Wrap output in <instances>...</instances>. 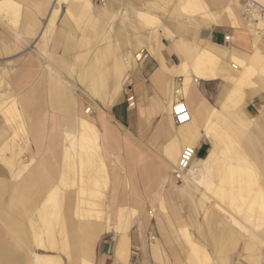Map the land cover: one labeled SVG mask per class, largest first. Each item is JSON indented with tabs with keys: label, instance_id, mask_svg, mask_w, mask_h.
<instances>
[{
	"label": "crops",
	"instance_id": "1",
	"mask_svg": "<svg viewBox=\"0 0 264 264\" xmlns=\"http://www.w3.org/2000/svg\"><path fill=\"white\" fill-rule=\"evenodd\" d=\"M74 2L86 7L97 17V34L101 32L103 36L110 20L117 18V26L125 28L124 36L117 33L119 41L126 43L123 51L140 53L138 48L143 47L146 53V57L138 62V71L131 75L122 60L123 55L117 50L115 54L122 63L121 68L109 67L107 64L112 55L110 50L106 51L104 48L95 55L87 71L76 70L79 77H85L90 83V91L98 96L101 105L103 115L97 121L100 144L97 127L89 115L83 113L88 106L78 107L74 92L61 73L62 70L68 72L77 56L76 25L80 32L84 31L80 24L84 13H77V21L80 22L76 24L70 18L58 17L60 9L73 11ZM202 3L211 14H219L221 7L224 9L229 6L234 10L235 4L233 0H202ZM60 4V0H0V77L7 83L9 88L6 94L12 96L21 116L23 136L29 133L37 148L40 147L39 138L44 132L40 119L48 115L46 111L52 112V135L47 142L49 150L39 166L30 168L16 184L12 183L9 174L18 177L23 173L22 168L26 167H22L19 162V153L8 159L11 164L9 174L6 169L0 168V223L12 234L14 242L29 247L32 239L40 247L51 250L57 248L56 251H63L67 255L65 261H60L56 256L35 254L32 264H37V258H53L49 264L263 263L264 229L257 235L248 234L254 244L248 241L238 242L237 229L230 225L220 227L218 214L211 211L205 215L200 210L194 213L190 205L194 196L192 189H199L201 177L214 176L226 185L236 182L231 180V168L234 166L230 163L232 158L225 155L227 153L222 147L218 149L216 164L205 166L202 163L210 155L213 136L220 129L219 124H210L208 121L226 103L232 84L221 78L198 79L192 74V85L185 90V75L174 73L183 63L191 69L197 55L196 48L201 47L202 42L227 47L240 57L250 56L256 42L248 30L243 27L234 29L229 17L225 15L223 26L202 27L197 32L190 33L194 18L184 14L174 0H105L103 5L98 0H72L68 8L60 7ZM238 4L240 5L239 2ZM139 12L149 18H156L154 27L142 25ZM54 20L56 30L53 35L45 36L46 26L49 21ZM136 29L138 34H135ZM150 30H156L155 40L151 41L154 33L150 34ZM132 31L133 39L126 36ZM225 37H229L228 42L224 41ZM151 49L164 58L168 67H172L170 73L162 74L157 82L153 78L159 65L155 56L149 53ZM47 64L50 66V73L41 79L40 75L46 73L42 68H46ZM126 80L128 83L122 89V83ZM180 86L181 95L177 96L175 91ZM16 92L18 96H14ZM247 94L249 100L262 99L264 96V92L256 87H249ZM176 97L184 100L192 116L187 126L176 127L171 121L169 109ZM129 99L132 106L128 105ZM262 110L251 121L250 133L242 134L238 145L240 153L258 171L257 183L259 188L262 187L264 195L261 184L264 175ZM56 114L61 117L64 131L75 130L79 119L86 120L97 129V143L106 167V176L102 173L106 185L98 194L101 217H86L80 213L76 208L78 198L73 202L74 215L80 218L77 223L63 215V200L57 218L44 222L48 216L44 213L46 200L53 188L59 186L64 167L65 140L62 154H59L58 137L55 133L58 129ZM224 118L234 126L231 122L233 113L225 114ZM25 123L27 130L24 128ZM184 147H193L197 156L194 157L189 173H186L188 177L184 175L183 182L179 183L174 179L173 172ZM74 165V177L79 182V167L77 163ZM104 191L105 198L101 199ZM247 201L246 208L250 204V197ZM71 202L68 199V203ZM218 209L219 212H225L221 207ZM119 212L126 218L128 230L124 231L116 226L118 224L114 221L108 222V217H115ZM247 212L250 214V211ZM63 227L68 228V235ZM47 230L51 233L50 237L47 236ZM56 234L60 237L59 240ZM121 238L127 243L122 252L119 246ZM0 264L28 262L23 255L13 252L9 240L5 239L0 240Z\"/></svg>",
	"mask_w": 264,
	"mask_h": 264
},
{
	"label": "rangeland",
	"instance_id": "2",
	"mask_svg": "<svg viewBox=\"0 0 264 264\" xmlns=\"http://www.w3.org/2000/svg\"><path fill=\"white\" fill-rule=\"evenodd\" d=\"M61 4L60 7L66 6L67 8L70 7L72 0H60ZM178 3V6L180 7L181 11L184 14H187L190 16L191 19H193V22L191 23V27L189 29V32L192 33L195 31V28H197V25L203 20L201 19V15L208 13V9L205 7V5L202 3V0H194L192 2H189L188 5H182L181 0H174V2ZM237 2L234 1V15L236 16L237 22H239L240 27H243L248 30L250 35L252 36L253 41L256 42L255 48L262 51L264 54V39L259 37L255 32V27L253 25H246V21L241 17L240 14V5ZM260 7H263L264 0H254ZM75 3V2H74ZM73 7V11L66 9H60L59 16L58 17H67L70 18L74 23H79L80 21H77V13H84V17H82V20L80 24H82L84 31L80 32L79 27L76 25L77 29V56L72 61L71 67L68 69V72H64L63 70L61 73L65 77V82L70 85L71 90L74 92V98L76 100V103L78 104V107L82 106H88L91 109V114L89 115V118L91 119L92 123L97 127L98 134H99V144H100V129L98 126V119L100 118V115H103V112L101 110V105L98 99V96L94 95L90 91V83L86 81L85 77H79L78 73H76V70L78 71H87L90 68L91 63L93 62L95 55L99 52L100 49L104 48L106 51H109L112 49L113 46L117 47V51L119 50V53L124 56H127V52L125 53L123 51V48L125 47L126 43L123 41H119L117 33H121L123 35L124 27L121 25L120 27L117 26L118 20L117 18H113L110 20V24L108 25V29L106 33L102 36L101 32L99 34L96 33V27L97 25V17L94 16L91 11H89L86 7H81L79 3H75ZM202 6V7H201ZM71 11V13H70ZM64 13V15H63ZM15 15L13 16V19H15ZM142 15V16H139ZM227 16L226 12H224L223 7H221V11L218 14V17L224 18V16ZM55 18L56 19H58ZM138 17L140 19V22L142 25L150 28L154 27V23L156 22V18L152 17L147 20L143 13L139 12ZM145 18V19H142ZM200 19V21L194 22V20ZM205 19H208V16H206ZM49 21L48 26L45 28V36L53 35L54 31L56 30V21ZM150 22V23H149ZM250 26V27H249ZM116 29H114V28ZM118 27V28H117ZM194 28V29H193ZM236 29V28H235ZM139 33L137 29L135 30V34ZM141 32V31H140ZM154 33V38L151 39L155 40L156 37V30L152 31L150 30V34ZM137 33V34H138ZM253 34V35H252ZM256 35V36H255ZM124 36V35H123ZM122 36V37H123ZM128 38L132 37L133 39V31L131 34L126 35ZM138 38V35H136ZM120 38V37H119ZM135 39V38H134ZM81 43V44H80ZM254 48V49H255ZM121 49V50H120ZM138 52L143 50V47L138 48ZM254 53V52H253ZM252 53V54H253ZM124 59H127V57ZM240 57V56H239ZM248 57V56H247ZM122 58V60H124ZM126 60H124V64ZM49 64L46 65V68H42L45 70V74H41L40 77H47L50 73V66ZM84 76V75H83ZM1 83H0V168L6 169L9 174V166L11 165L10 162L8 163V159L12 157L13 154L19 153L18 160L22 163V169L23 173L20 176H10V179L13 184H16L19 182L21 176H23L30 168H33L35 166H39V164L42 162L43 158L48 154V147L47 142L49 138L52 135V131L50 129V125L52 122L51 113L50 110L46 111V114L44 117L40 119L41 124L44 126V132L40 136V147L37 148L35 146V143L32 141V137L29 133H26L25 136H23V122L21 119V116L16 109V104L14 99L11 97H8L6 94L8 92V86L7 83L4 82L2 77H0ZM230 82V81H229ZM128 83L125 81L122 83V89H124V86ZM232 84V88L235 86L233 82H230ZM47 85V82H46ZM237 87L239 88L238 94L241 96L239 98H233L228 103V110L229 112L233 113L232 123L240 133L242 134H248L250 133V128L252 126L251 121L258 117L259 110L263 109L264 113V96L262 99L253 98L251 100L248 99V90L249 87H256L261 89L264 92V73H261V69L252 68L249 72V74L246 76V78L243 80L242 83H238ZM14 96H18V93L16 92ZM16 98V97H15ZM4 99V100H3ZM8 99V100H7ZM236 99V100H235ZM239 99V100H238ZM242 99V100H241ZM233 102V103H232ZM235 104H238L234 106ZM13 108L15 109L16 113L13 115H8L6 113L7 109ZM227 109V108H226ZM223 108V111L219 113V115H216L215 113L211 115L210 120L208 123L217 125V118L224 117L226 113ZM216 112V111H215ZM7 114V115H6ZM56 120L58 129L55 132L58 137V144H57V152L59 154H62V148H63V140L65 136L64 128L62 127L61 123V117L59 114H56ZM9 117V120L7 118ZM238 120V121H236ZM26 124V123H25ZM20 125L22 126V129H20ZM24 127L27 130V124ZM6 130V132H5ZM4 135V136H3ZM68 139L65 140V143H68ZM232 149V148H231ZM236 149V147H234ZM233 149V150H234ZM223 152V151H222ZM229 157L233 158L235 157L234 151L225 152ZM224 155V154H223ZM197 156V154H196ZM230 163H232L234 166H236V161L231 159ZM28 165V166H27ZM62 165L60 161V166ZM14 170V168H13ZM17 171V170H16ZM15 171V173H17ZM74 175L71 177V181L69 185L61 186V190L63 191L62 200H63V215H67L68 219L72 222H78L80 220L79 217H77L74 210V203L75 200L79 198V193L84 190H88L89 193L87 195L84 193L81 196L85 197L86 199L89 194H92L97 200H98V194L101 191L102 187H105L106 183L102 187H90L85 186L83 181L79 178V182L77 177H74ZM59 183V181H58ZM79 184V185H78ZM261 184L264 187V175L261 179ZM223 186V188H222ZM234 186V187H233ZM199 189H192L193 197L192 201H190L191 209L194 211V213L197 210H200L201 212H204L205 215H208L209 212L214 211L216 214L220 216L219 224L220 227H228L233 226L237 229L238 233L236 234L237 241H248L251 244H254V241L251 237H249V233L253 234H259V231L264 229V219H260L258 217L251 216L249 212H247L246 204L241 199L234 200L232 197H221L219 196L220 190H229L230 192L236 191L237 189V183L234 182L232 185H226L221 182L216 177L212 176H205L201 177L198 183ZM200 190L202 193H199ZM80 196V197H81ZM91 196V195H90ZM219 196V197H218ZM198 197V200H197ZM105 198V191L103 194V197L101 199ZM68 199H71V203H68ZM237 201V202H236ZM74 202V203H73ZM233 203V204H232ZM238 204V205H237ZM99 205V203H98ZM237 205V206H236ZM218 207H221L225 212H219L220 210ZM245 212V213H244ZM81 213L85 214L87 217H101L102 211L98 208V206H93L91 203H87L84 205L83 210ZM119 219H120V228H123L127 226V220L124 217L122 212H119ZM244 214V216H243ZM207 217V216H206ZM204 218L205 221L207 218ZM247 217V218H246ZM108 217V222L109 221ZM66 219V218H65ZM232 220V221H231ZM236 220V221H235ZM246 220V221H244ZM251 221V222H250ZM257 221V222H256ZM238 222V223H235ZM258 223V224H257ZM263 223V225H261ZM237 224H239L237 226ZM246 227H245V226ZM241 226V228L239 227ZM255 226V229H254ZM259 226V227H258ZM261 226V227H260ZM258 227V228H257ZM66 232L67 235L69 234V230L67 227ZM244 229V230H243ZM246 230V231H245ZM258 230V231H256ZM12 234L4 228L3 224L0 223V240H9L10 247L13 252H17L18 254H21L25 257L26 262L28 264L33 263V257L35 254H38L40 256H56L60 259V261H65L66 254L63 252H59L56 250L46 249L43 247H40L37 245L32 239H30L29 247L25 245H18L14 242V238L11 237ZM185 237V234H183ZM57 239L59 240L58 235L56 234ZM196 242V239H195ZM70 244V243H69ZM264 247V242L263 245ZM136 247H134V250ZM257 264H264V261H256Z\"/></svg>",
	"mask_w": 264,
	"mask_h": 264
},
{
	"label": "bare ground",
	"instance_id": "3",
	"mask_svg": "<svg viewBox=\"0 0 264 264\" xmlns=\"http://www.w3.org/2000/svg\"><path fill=\"white\" fill-rule=\"evenodd\" d=\"M192 1H194V0H181V3H182V5H185V4L188 5L189 2H192ZM234 1L237 2L236 0H233V2ZM6 2H7V0H6ZM262 4H264V2ZM263 8H264V6H263ZM224 12H226L227 16L229 17L231 27H233L234 29L235 28H239L240 24H239V22H237L236 16L234 15L235 11H233L229 6H227V7L224 8ZM139 16H142V15H139ZM206 16H208V19H212L213 21L210 22L208 19H205ZM145 18L147 20L149 19V21L152 22V20H150V18L148 16H146ZM145 18H142V19H145ZM200 18L203 19V20L197 25V28H195L194 32H197L198 29H200L202 27H211V26H214V25H218V26L222 25L223 26V21H222L223 19H222V17H218V14L205 13V14H202ZM198 21H200V19L194 20V22H197V23H198ZM246 25H249V24L246 23ZM114 29H116V28H114ZM118 34H120V33H118ZM200 46L201 47H199V48L197 47L196 48L197 55H196V58L193 61L191 69H188L187 65L185 63H183L180 68L177 67L178 69L174 70L175 71L174 73L175 74H183V75H185V79H184L185 90L192 85V78H191L192 74L195 77H197L198 79L199 78H206V79H218V78H221V79L233 82L235 84V86L232 88V91H230L231 93L227 97L226 103L222 106L220 111L217 110L216 112H214L216 115H219V113L223 111V108L224 109L227 108L225 111L228 112V113H226V114H230V112L227 111L228 110V103L233 98L237 97V98L240 99V97H241L238 94V91H239V88L237 87L238 83H242L243 82V80L246 78V76L249 74V72H250V70L252 68L261 69V73H264V54H263L262 51H260V50L255 48L254 49V53L251 54L250 56H248V57L247 56L246 57H239L235 52H233L232 50H230L227 47L216 46V45H212L210 43H205V42H202V45H200ZM116 50H117L116 46H113L112 49L110 50V52H111L110 54L112 56L110 57L109 63L107 65H109V67H119V68H121V64L122 63H121L119 57L116 58V54H115ZM196 50H195V52H196ZM149 53L151 55L155 56V58L158 61L159 67H158V70L155 73V76L153 78V81L157 82L161 78L162 74L170 73V70H172V67H168L166 65V62H165L164 58L156 55L155 52L152 49L149 50ZM126 54H127V56H126L127 59H124V58L123 59L126 60L125 61L126 69L130 72V75H131V74H134V73H136L138 71V62L141 61V56H140V53H136V52H127ZM124 55L125 54L123 53V56ZM106 73H108V71H106ZM107 76H109V75H107ZM126 82H127V80H126ZM174 88H173V90H174ZM182 93H183V91H182ZM178 94H179V92H178ZM185 94H184V96H185ZM8 97H11V95H8ZM173 99L175 101V100L178 99V97L173 98ZM235 105L238 106V104L234 103V106ZM166 108H165V110H166ZM6 113L8 115H10V114L13 115L14 113H16V111L13 108H9V109H7ZM83 113L85 115H90L91 114V109L89 107H85ZM7 120H9V117L7 118ZM216 120H217V123L220 126V129L218 131H216L215 136H213V139H212L213 142H212V146H211L212 149H211L210 155L202 163L205 166H212V165L216 164V162L218 161L217 160V153H218V149L220 147H222V149L225 150V152L234 151L235 157H233L232 159L235 160L237 164H236V166L232 165L233 167L231 168V175H232L231 176V180L232 181L236 180V183L238 184V186H237L236 191H233V192H227L225 190H220L219 191L220 195L221 196H226V195L228 196L229 195L234 200L241 199L244 202V204L250 197V199H251L250 204L248 203L249 204V205H247L248 208L245 209V210L250 211V214L252 216L254 215L253 218L258 217L260 219H264V195L261 192V188L262 187L259 188V186H258L259 184L257 183V174H256V172H258V171H255L254 167L248 162V160H246L244 158V156L240 153L241 151L239 150L238 142H239V140H240V138L242 136V133L239 132L237 127L233 128L234 126L232 127L230 125V123L226 122V119L224 117L217 118ZM184 125H186V124H184ZM20 129H22L21 125H20ZM179 129L181 131V128H179ZM197 130L198 129H196V131ZM215 130H216V128H215ZM196 131H195V133H196ZM65 133H66V135H65V139L64 140L68 139L69 141H68V143H65L63 174H62V178H61L59 186L57 188H55V189L53 188V191L50 193V195L48 196V198L46 200V203H45V206H44V209H45L44 213L47 214L48 216L45 217V221H44L45 223H47V221H49V219L52 220V219L57 218L56 216L60 212L61 205H62V190H61L60 187L70 184L71 177L74 175V173H76V171L74 170L75 169L74 168L75 167V165H74L75 163H77L78 167H79L78 168L79 169L78 170V177L83 181L85 186L102 187L106 183V179H105L106 167H105L104 160H103V158L100 155V148H99L98 143H97V129H96V127L94 125H92L91 123L87 122L84 119H79L77 128L75 130H65ZM190 134H191V137H193L192 133H190ZM211 134H210V136H211ZM186 135H188V134L186 133ZM195 136H197V135H195ZM205 137H208V136H205ZM209 143L211 144V142H209ZM234 147H236V149H234ZM193 160H192V162H193ZM191 165H192V163H191ZM203 168H205V167H203ZM221 168L222 167H220V169ZM225 170H226V168H225ZM224 172H227V171H224ZM102 173L105 174L104 177H102ZM215 174H216V172H215ZM195 175H197V173ZM223 179H224V177H223ZM224 184H225V182H224ZM222 188H223V186H222ZM84 193L87 195V193H89V191L88 190L81 191L79 193V195L80 196L82 194L84 195ZM80 196H79V199H78V202H77V207H76L77 210L80 213L83 210L84 205L86 204V202L89 203V204L91 203V205H93L94 207L98 206V208H99L98 200L92 194H89V196L86 199H84L85 198L84 196L83 197L82 196L80 197ZM41 209H42V207H41ZM84 216H86V215L84 214ZM243 216H244V214H243ZM58 219H59V216H58ZM109 221L110 222H113V221L116 222L118 224L116 226L120 227L119 214H117L115 217L109 218ZM244 221H246V220H244ZM55 222H56V220H55ZM61 225L63 226V224H61ZM261 225H263V223ZM127 228H128L127 226L123 227L124 231ZM52 229L54 230V228H52ZM63 229H65V228L63 227ZM123 229H121V230H123ZM254 229H255V226H254ZM60 231H61V228H60ZM124 231H122V232H124ZM256 231H258V230H256ZM38 232H39V230H38ZM61 232H63V231H61ZM61 232H59V233H61ZM119 233H120V231H119ZM50 235H51L50 231L47 230V236L50 237ZM189 237H191V236H189ZM41 239H42V237H41ZM59 239H60V237H59ZM216 240H217V238H216ZM38 242H39V240H38ZM48 242H50V241H48ZM55 243H57V242H55ZM66 243H68V241ZM64 244H65V242H64ZM126 244L127 243L124 241V239L121 238L120 245H119L121 252L124 250V248L127 247ZM61 245H62V242H61ZM43 246H44V243H43ZM195 247H197V246H195ZM62 249H63V247H62ZM65 249H66V247H65ZM67 254H68V251H67ZM190 256H191V254H190ZM52 259L53 258H37L36 259V263L37 264H49V261H52ZM205 259H207V258H205ZM194 261L195 260H193L192 263H194Z\"/></svg>",
	"mask_w": 264,
	"mask_h": 264
},
{
	"label": "built area",
	"instance_id": "4",
	"mask_svg": "<svg viewBox=\"0 0 264 264\" xmlns=\"http://www.w3.org/2000/svg\"><path fill=\"white\" fill-rule=\"evenodd\" d=\"M98 2L103 5L105 0H98ZM240 3V14L241 17L250 25L255 27L256 34L264 39V8L260 7L253 0H238ZM224 41L228 42L229 37H225ZM141 59L146 57L144 50L140 52ZM175 94L180 96L178 92L181 90V86L177 87ZM128 100V105L132 106L133 103ZM170 118L174 126L178 127L187 124L191 121L192 116L184 102V100L179 97L175 100L169 109ZM196 156L195 149L193 147H184L177 159L176 166L173 172L174 179L181 183L183 182L184 175L189 171L192 160Z\"/></svg>",
	"mask_w": 264,
	"mask_h": 264
}]
</instances>
